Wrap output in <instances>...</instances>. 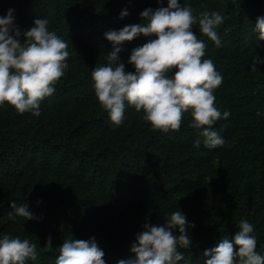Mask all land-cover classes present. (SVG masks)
<instances>
[{
  "label": "trees",
  "instance_id": "16d2710c",
  "mask_svg": "<svg viewBox=\"0 0 264 264\" xmlns=\"http://www.w3.org/2000/svg\"><path fill=\"white\" fill-rule=\"evenodd\" d=\"M179 3L196 15L215 10L224 16L216 28L219 47L193 26L207 45L204 58L223 76L217 105L230 111L213 125L226 141L214 149L188 127V114L179 131L165 133L127 107L123 123L113 127L95 95L91 71L107 63L113 47L104 34L142 22L144 9L167 7L168 0H0V15L14 8L21 31L37 16L47 18L70 53L39 117L7 102L0 107V234L37 244L38 261L28 264H55L69 236L95 237L106 264H117L133 255L130 245L146 222L163 225L164 214L179 209L194 224L191 248L178 249L187 264H204L205 250L232 239L241 218L254 225L264 255V63L251 70L257 56L264 60V40L253 31L264 0ZM125 8L130 15L121 19ZM148 39L124 42L119 55L128 70L134 71L127 63L131 50ZM11 200L27 204L39 219H12ZM49 235L51 248L45 247Z\"/></svg>",
  "mask_w": 264,
  "mask_h": 264
},
{
  "label": "clouds",
  "instance_id": "9594fccd",
  "mask_svg": "<svg viewBox=\"0 0 264 264\" xmlns=\"http://www.w3.org/2000/svg\"><path fill=\"white\" fill-rule=\"evenodd\" d=\"M119 15L123 19L130 13L125 8ZM140 16L142 22L104 34L112 43V51L106 55V64L91 71L95 95L112 126L123 123L127 107L143 112L144 120L154 130L165 133L179 131L188 114V127L198 130L206 147L223 146L225 138L213 128L218 120L230 116V111L220 110L214 94L223 76L211 58H204L207 45L193 32V26L198 24L200 32L219 47L221 37L216 28L224 22V16L215 10L196 15L190 5H181L179 0H168L167 7L155 10L146 8ZM15 21L14 8L0 15V107L7 102L21 114L39 117L42 101L54 94L55 84L69 68V45L50 30L47 18L37 16L33 25L23 31ZM253 31L259 33V40H264V15L257 17ZM141 35L149 39L131 50L127 63L134 71L128 70L119 54L124 42ZM260 63L264 60L257 56L251 70L255 71ZM261 114L257 112L258 117ZM200 144V139L194 141V147ZM10 205L14 209V215L9 213L12 219H39L27 204L17 205L11 200ZM164 215L163 225L144 224L130 245L133 255L117 264H187L178 249L191 248L189 229L194 224L180 209ZM45 247H53L51 235ZM38 256L37 244L28 238L0 234V264H28L29 260L37 262ZM104 256L95 237L85 240L69 236L59 246L55 264H106ZM204 256V264H264V255L257 251L254 225L246 218L239 220L232 239L225 237L206 249Z\"/></svg>",
  "mask_w": 264,
  "mask_h": 264
}]
</instances>
